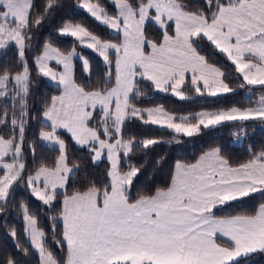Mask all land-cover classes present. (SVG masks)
Segmentation results:
<instances>
[{
	"label": "snow or ice",
	"instance_id": "1",
	"mask_svg": "<svg viewBox=\"0 0 264 264\" xmlns=\"http://www.w3.org/2000/svg\"><path fill=\"white\" fill-rule=\"evenodd\" d=\"M109 5L114 14L107 10ZM59 6V0H47L43 12L33 18L34 0H0V50L14 47L17 54L15 73L7 66L0 72V128L10 129V134H0V212L21 182L50 208L63 195L59 218H51L53 242L66 246L63 264H240L251 254L264 253V202L252 214L216 215L242 198L264 196V149L237 166L221 155L219 147L204 152L195 163L177 161L166 188L152 194L141 191L132 200L131 189L142 167L133 157L163 141L125 136L126 125L136 121L168 130L169 144L225 125L235 127L232 135L240 139L247 135L249 122L264 125V0H197L194 4L80 0L79 7L115 33L118 42L101 39L81 22L63 23L58 34L73 38L71 50L65 53L54 47L49 37L32 60L37 75L47 78L59 92L44 99L36 117L29 108L31 33L40 30ZM149 25L160 31L162 39L147 37ZM203 39L234 65L237 79L242 77L240 87L248 90L246 102L252 103L257 89L262 93L255 106L179 115L163 105L138 106V98L145 95L141 82L181 101L190 99L186 89L201 97L234 92L225 82L226 74L200 54ZM78 47L98 54L107 69L91 90L73 76L74 58L91 76L89 60ZM51 61L62 71L55 70ZM36 119L40 144L58 155L54 164L41 163L25 181V143L35 156L37 142L28 139V128ZM61 130L88 151L93 164L107 162L102 186L93 182L83 191L68 194L67 184L79 164L69 165ZM20 208L24 234L38 252L39 264H61L46 247V233L38 227L37 218L24 204ZM58 224H62L59 240ZM10 234L21 249L17 231ZM219 237L226 240L218 242ZM23 252L27 255L28 248L23 247ZM6 264L17 261L8 258Z\"/></svg>",
	"mask_w": 264,
	"mask_h": 264
},
{
	"label": "trees",
	"instance_id": "2",
	"mask_svg": "<svg viewBox=\"0 0 264 264\" xmlns=\"http://www.w3.org/2000/svg\"><path fill=\"white\" fill-rule=\"evenodd\" d=\"M47 0H34L33 18L44 10ZM80 0H59V7L45 19L40 30L33 29L32 49L28 53L29 65L32 68V88L31 96L29 97V108L32 116L39 117L43 108L45 98L50 99L52 95H58V90L52 83L47 81V78L37 75L35 67L32 65V60L42 51L43 44L51 37V43L54 47L60 48L65 53L73 47V38L62 37L58 34V29L65 22H81L89 28L94 34L104 40H112L118 42L115 33L100 25L91 18L86 11L79 7ZM93 3L97 0H92ZM102 4H109V0H99ZM186 3L194 4L197 0H185ZM110 14H114L115 9L108 6ZM171 31V29H170ZM149 39H162L160 31L149 25L147 30ZM200 54L205 56L207 61L216 65L226 74V83L234 89L233 93L223 94L217 97H201L194 92L187 91L190 99L181 101L177 97H173L170 93H161L153 89L149 82H141L140 90L145 93L144 96L138 98L137 105L140 107H154L163 105L168 111L176 114H187L198 112L203 109L214 110L217 108H230L233 106L240 108H249L255 106V101L262 94L258 89L252 94L251 101L248 103L245 100L247 96V88H241L242 77L237 79L238 74L235 72L234 65L227 57L220 53L206 39L199 41ZM88 60L90 64L91 76L83 68L82 62L78 59H73V76L76 82L83 86H90L88 90L97 86L98 81L107 70L103 64L102 58L92 50L87 48H77ZM114 55L112 72L114 73ZM17 54L14 47H9L6 51L0 50V72L5 67L13 73L16 68ZM50 65L55 66L50 63ZM59 69L58 66H55ZM114 83V75H113ZM188 88H191V82L187 81ZM93 125L96 121L92 122ZM232 125L220 126L215 129L205 130L202 134L193 138H183L180 144H169L171 133L166 129H160L158 126H144L140 122H131L125 127V136H135L137 139L143 138H158L163 143L158 144L146 154H138L133 157L134 161L138 162L141 167V172L134 181V186L131 189L130 197L135 200L141 191L152 194L157 188H166L170 182L171 173L174 164L177 161L185 163H193L205 151L219 147L221 155L228 159L233 166L241 163H246L251 156L264 149V125L259 122H249L247 135L241 138L240 143L235 144L233 140L236 138L232 135L235 131ZM40 131L39 119L30 122L28 128V139L36 140L37 147L35 156L28 151L27 141L25 143V160L27 168L24 172V178L32 174L35 168L41 163L49 165L54 164L58 152L51 150L49 146L41 145L38 141ZM10 134V129L0 128V134ZM68 146L69 165L79 164V171L73 175L72 179L67 184V192L70 195L73 191H83L91 183L95 182L98 186H102L105 182V172L107 170V162H99L93 164L90 155L86 149L77 147L70 136L63 133ZM251 148V152L249 149ZM163 157V159H161ZM126 168V165H125ZM62 192V191H61ZM63 195H60L55 201L54 207H49L40 204L31 194L24 182L16 184L12 189V194L9 197L7 206L0 212V264H6L8 258H13L17 264H39L38 256L31 248L26 240L23 231V212L20 208L24 204L29 213L35 216L38 220V227L46 233V247L50 250L55 258L61 264L65 260L66 247L61 248L53 242L51 218H59ZM264 202V196L253 194L252 196L242 198L239 201L232 202L230 206L223 210L216 211V215H237V214H252L260 203ZM15 229L18 233L19 242L22 245L21 249L16 248V239L11 236L12 230ZM62 225L58 224L56 228V239H61ZM23 247L28 248V254L25 255ZM240 264H264V253L257 252L249 257L241 260Z\"/></svg>",
	"mask_w": 264,
	"mask_h": 264
},
{
	"label": "crops",
	"instance_id": "3",
	"mask_svg": "<svg viewBox=\"0 0 264 264\" xmlns=\"http://www.w3.org/2000/svg\"><path fill=\"white\" fill-rule=\"evenodd\" d=\"M215 47V46H214ZM50 63H52V64H54L55 66H57L56 64H55V61H51ZM52 66V65H51ZM55 66H52L55 70H57V71H61V68L59 67V69H57ZM187 77H188V79H187V81H189V82H191V73H188L187 74ZM47 81H49L48 79H47ZM51 83V82H50ZM59 95V94H58ZM68 134V133H67ZM69 136H70V138H71V135L70 134H68ZM72 140V139H71ZM38 141H39V134H38ZM73 141V140H72ZM40 143V142H39ZM73 143H74V141H73ZM75 144V143H74ZM45 146H47V145H45ZM77 146V145H76ZM50 147V146H49ZM77 147H79V146H77ZM208 151V150H207ZM206 152V151H205ZM203 154V153H202ZM200 157V156H199ZM198 157V158H199ZM197 158V159H198ZM196 162V161H195ZM195 162H193V163H195ZM71 166V165H70ZM34 173V172H33ZM32 173V174H33ZM0 174H2V173H0ZM27 179V178H26ZM170 181H171V178H170ZM170 183V182H169ZM169 185V184H168ZM61 191H63V190H61ZM30 194H31V191H30ZM32 195V194H31ZM71 195V194H70ZM34 197V196H33ZM40 204L42 203L41 201H39L36 197H34ZM62 201H63V199H62ZM43 204V203H42ZM61 207H62V205H61ZM257 209V208H256ZM62 225V224H61ZM26 240L28 241V243H29V240H28V238L26 237ZM226 240V238H223V237H219L218 238V242H221V243H223L224 241ZM30 244V243H29ZM31 246V245H30ZM66 247V246H65ZM34 250V249H33ZM34 252L37 254V256H38V260H39V254H38V252H36L35 250H34ZM66 255H67V253H66ZM65 259H66V256H65Z\"/></svg>",
	"mask_w": 264,
	"mask_h": 264
},
{
	"label": "rangeland",
	"instance_id": "4",
	"mask_svg": "<svg viewBox=\"0 0 264 264\" xmlns=\"http://www.w3.org/2000/svg\"><path fill=\"white\" fill-rule=\"evenodd\" d=\"M210 43V42H209ZM61 71H62V68H61ZM195 113V112H194ZM62 131V130H61ZM63 132V131H62ZM67 134V133H66ZM68 135V134H67ZM240 141H241V138L240 139H237V138H235L234 140H233V143H235V144H238V143H240Z\"/></svg>",
	"mask_w": 264,
	"mask_h": 264
}]
</instances>
